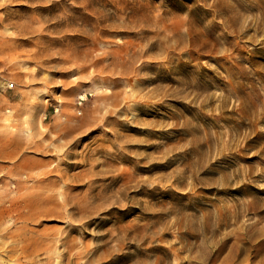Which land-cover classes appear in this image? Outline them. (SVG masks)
Masks as SVG:
<instances>
[{"label": "rangeland", "instance_id": "374dc122", "mask_svg": "<svg viewBox=\"0 0 264 264\" xmlns=\"http://www.w3.org/2000/svg\"><path fill=\"white\" fill-rule=\"evenodd\" d=\"M0 264H264V0H0Z\"/></svg>", "mask_w": 264, "mask_h": 264}, {"label": "bare ground", "instance_id": "6f19581e", "mask_svg": "<svg viewBox=\"0 0 264 264\" xmlns=\"http://www.w3.org/2000/svg\"><path fill=\"white\" fill-rule=\"evenodd\" d=\"M43 9H47L46 7H42ZM216 12L217 15H220L218 9L214 10ZM6 18H9L8 16H6ZM54 27L56 30H58L59 27V20L56 19L55 23H54ZM25 29H23V31L25 30H29L25 27H23ZM8 29V28H7ZM189 36V40L191 43H196L198 41L203 40V36H205L207 33L201 30H188L186 33ZM17 40V39H16ZM55 42H58V37H55ZM55 60L57 59L56 57L54 58ZM56 72V71H55ZM1 84L3 85L4 88H12L13 85L10 81H4L1 82ZM83 98V96H82ZM7 120H10L9 118ZM24 133V134H23ZM23 141L27 140L28 138H31L30 134H29V130L26 131L24 130L22 132V135H20ZM21 141V140H20ZM18 142V141H14L12 140L11 144H15L16 146L23 144L22 142ZM33 148L32 150L34 151H39V152H43L45 149L51 150V151H59L60 147L59 145L53 144V143H49V144H45L43 141V138H40L38 140L32 141L27 145V147ZM13 151L15 152V150L13 149ZM28 159L25 157L24 161L21 163L22 165L26 166ZM106 160L103 161V163H105ZM39 162H37L38 164ZM70 163V162H68ZM64 172L60 173V176L58 178H60L61 180L63 178L65 179H71V174H63ZM38 176V175H37ZM31 178L29 175L27 176L26 180H24L27 185H25V191L23 193L17 194L12 200L11 202L14 203H22V205L28 209H31L33 211V215L37 214V215H43V216H60L62 214V209H65L67 205H69L70 202H72V214L69 216H73L74 214L78 213L79 211V206L76 204V202L74 201L75 196L72 195L71 193L69 194V192H67L66 190H63L61 187H58L57 184H59L58 180H52L49 181L47 183H45L44 181H42L41 179H38V184H30V179ZM100 178L98 177H92L91 179H89L88 182V188L87 191H90L91 198L93 200L96 199H104L105 202H107L109 200V198L112 197V194H109V197H106L103 194H100V192H94L100 185H102L103 183L97 184L98 180ZM24 181H22L21 183H24ZM121 180H116L115 178H112L111 181L109 183H107L105 185V187L107 188V192L112 191V187L117 185ZM19 182V181H18ZM123 184H125V182H123ZM110 186V188H109ZM12 187H14L12 185ZM121 187V185H119V188ZM37 188V189H36ZM118 188V189H119ZM86 212H90V209H86ZM78 227L77 225H74L72 227V230H77ZM134 256H139V252H136L134 254ZM125 257V254L122 255L121 260H123ZM121 262V261H120Z\"/></svg>", "mask_w": 264, "mask_h": 264}]
</instances>
